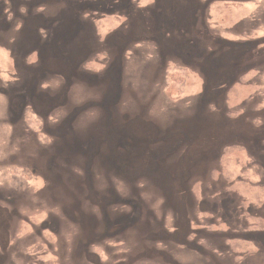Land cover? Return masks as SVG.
I'll return each instance as SVG.
<instances>
[{"label": "rangeland", "instance_id": "1", "mask_svg": "<svg viewBox=\"0 0 264 264\" xmlns=\"http://www.w3.org/2000/svg\"><path fill=\"white\" fill-rule=\"evenodd\" d=\"M0 234V264H264V0H0Z\"/></svg>", "mask_w": 264, "mask_h": 264}, {"label": "trees", "instance_id": "2", "mask_svg": "<svg viewBox=\"0 0 264 264\" xmlns=\"http://www.w3.org/2000/svg\"><path fill=\"white\" fill-rule=\"evenodd\" d=\"M33 5H34V3H32V7H33ZM3 6H4V3L1 4V7H3ZM3 9L5 10V7H3ZM2 12H3V10H2ZM1 15H2V14H1ZM2 16H3V15H2ZM179 77L182 78L181 76H179ZM123 132H124V129H121V130L119 131V130L113 128V129L110 131V134H109L108 139H111V137H112L113 139H118V138L121 137V136H119L118 134L123 133ZM118 140H119V139H118ZM152 154H153V153L150 151V148H146V149H144V150L142 151V154H141L140 159H134V160H131V161H129V162L133 163L132 166H138V167L135 168L136 170L147 171V170H146V167L142 166V164H143V163H144V164H147V163H145V162H146L145 159H146L147 157H150ZM122 156H123L124 158L127 156L126 150L122 153ZM164 162H166V161H165V160H164V161H161V162H160V165H158V169H159V170H160V168H161V166L163 165ZM139 166H141V167H139ZM176 173H177V172H175L174 174H172V175H170V176H172V177L174 178V176L177 175ZM179 173H180V172H179ZM0 238H1V234H0Z\"/></svg>", "mask_w": 264, "mask_h": 264}]
</instances>
